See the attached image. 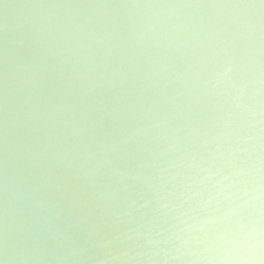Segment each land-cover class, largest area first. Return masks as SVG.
<instances>
[{
  "label": "clouds",
  "instance_id": "clouds-1",
  "mask_svg": "<svg viewBox=\"0 0 264 264\" xmlns=\"http://www.w3.org/2000/svg\"><path fill=\"white\" fill-rule=\"evenodd\" d=\"M0 264H264V0H0Z\"/></svg>",
  "mask_w": 264,
  "mask_h": 264
}]
</instances>
